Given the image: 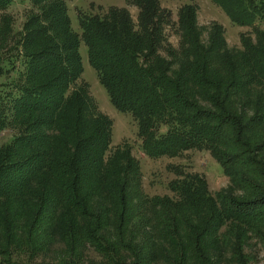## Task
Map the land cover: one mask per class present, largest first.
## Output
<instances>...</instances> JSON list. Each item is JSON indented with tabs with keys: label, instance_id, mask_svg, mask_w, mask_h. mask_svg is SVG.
Listing matches in <instances>:
<instances>
[{
	"label": "trees",
	"instance_id": "1",
	"mask_svg": "<svg viewBox=\"0 0 264 264\" xmlns=\"http://www.w3.org/2000/svg\"><path fill=\"white\" fill-rule=\"evenodd\" d=\"M13 1L0 0V11ZM29 1L40 11L18 41L23 69L0 97V133L17 132L0 147V245L42 252L55 240L71 253L91 245L116 264H249L247 243L264 244V0H211L255 34L235 52L215 26L204 47L196 10L184 5L178 50L167 54L173 61L158 54L172 18L156 0L130 1L136 24L123 8L79 13L80 33L70 0ZM6 20L0 76L13 43ZM81 43L112 106L137 121L148 158L207 151L229 186L211 195L203 177L177 174L168 185L175 199L146 196L131 146L107 155L112 121L86 84L75 88Z\"/></svg>",
	"mask_w": 264,
	"mask_h": 264
},
{
	"label": "rangeland",
	"instance_id": "2",
	"mask_svg": "<svg viewBox=\"0 0 264 264\" xmlns=\"http://www.w3.org/2000/svg\"><path fill=\"white\" fill-rule=\"evenodd\" d=\"M131 0H70L67 2L68 15L71 20L73 31L80 33L78 28L79 13L103 16L113 8H123L132 17L133 23H137L138 8L130 3ZM158 8L165 9L171 13L172 22L166 26L164 31L165 44L158 53L162 58H169L170 51L178 50L181 34L178 32L177 16L184 5H191L196 10L195 26L201 34L200 40L204 47L210 44V36L213 35V26L222 28V39L226 47L232 51H241L242 36L255 42V34L249 27L234 25L226 16L224 11L211 0H156ZM40 11L39 6L32 4L29 0H14L0 16L7 18L5 24L11 30L8 40L12 41L10 49L7 48L4 62L5 72L0 76V97H3L13 86L14 81L19 77L23 69L22 59L19 51L18 41L23 33V27L31 15ZM260 30H264V20L257 23ZM221 31V29H220ZM17 43V45H16ZM80 54L82 55L83 74L75 84V88L86 84L89 94L94 100L99 112L106 115L112 121V135L110 149L107 155L111 154L117 147L130 145L131 156L139 162L141 172V185L143 193L148 197L168 196L175 199L176 196L169 190V183L181 174H196L207 182L208 190L214 195L221 189L229 186V179L223 174L221 166L212 158L207 151L190 150L176 158L160 157L148 158L142 151L141 140L137 136V121L130 115L117 111L109 101L104 88L99 84L96 72L88 64L86 48L81 43ZM13 63V64H12ZM15 64V66H13ZM172 69L177 70L176 61ZM164 127L161 131H164ZM17 132L7 128L0 133V147L8 144ZM0 231V240L4 237ZM57 240V239H56ZM2 240L0 245V264H116L109 258L108 252L99 251L91 245H86L71 253L63 242L57 243L52 240L49 246L45 244L42 252L31 251L25 244L8 247ZM1 243V242H0ZM54 243V244H53ZM52 244V245H51ZM108 254V255H107ZM245 254L249 258V264H264V244L256 239H251L246 247ZM77 261V262H74ZM122 263V262H120ZM126 264V263H122ZM233 264V263H232Z\"/></svg>",
	"mask_w": 264,
	"mask_h": 264
}]
</instances>
